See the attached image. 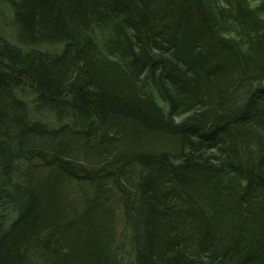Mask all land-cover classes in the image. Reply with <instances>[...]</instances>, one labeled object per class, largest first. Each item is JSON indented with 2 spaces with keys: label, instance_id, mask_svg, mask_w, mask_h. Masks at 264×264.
I'll use <instances>...</instances> for the list:
<instances>
[{
  "label": "trees",
  "instance_id": "trees-1",
  "mask_svg": "<svg viewBox=\"0 0 264 264\" xmlns=\"http://www.w3.org/2000/svg\"><path fill=\"white\" fill-rule=\"evenodd\" d=\"M0 23V264H264V0Z\"/></svg>",
  "mask_w": 264,
  "mask_h": 264
},
{
  "label": "bare ground",
  "instance_id": "bare-ground-1",
  "mask_svg": "<svg viewBox=\"0 0 264 264\" xmlns=\"http://www.w3.org/2000/svg\"><path fill=\"white\" fill-rule=\"evenodd\" d=\"M0 27H1V32L4 34V36L7 37V38L8 37L11 38V32L12 31H8V28L6 26H4L3 24H1V23H0ZM6 215H7V213H6L5 210H3V211L0 212V222L6 217ZM1 226H3V225H1ZM129 247H130V245L127 246L126 248L130 251V248ZM118 262H119V260L117 259V262L116 263L118 264ZM120 264H128V263H120Z\"/></svg>",
  "mask_w": 264,
  "mask_h": 264
},
{
  "label": "rangeland",
  "instance_id": "rangeland-1",
  "mask_svg": "<svg viewBox=\"0 0 264 264\" xmlns=\"http://www.w3.org/2000/svg\"><path fill=\"white\" fill-rule=\"evenodd\" d=\"M8 31H10L9 29H8ZM11 36H12V34H11ZM17 94H19L18 96H20L21 98H23V100H25L26 102H29V100H31L32 98H31V93L29 92V93H24V92H22V93H17ZM38 115H41V114H38ZM35 118H37L36 116H34Z\"/></svg>",
  "mask_w": 264,
  "mask_h": 264
}]
</instances>
